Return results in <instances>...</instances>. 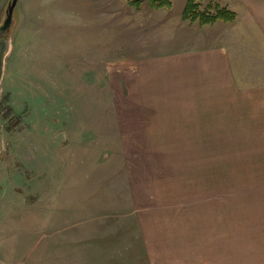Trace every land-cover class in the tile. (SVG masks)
I'll return each instance as SVG.
<instances>
[{
  "label": "rangeland",
  "instance_id": "rangeland-1",
  "mask_svg": "<svg viewBox=\"0 0 264 264\" xmlns=\"http://www.w3.org/2000/svg\"><path fill=\"white\" fill-rule=\"evenodd\" d=\"M185 1L18 0L0 81V264H264L257 186L226 185L232 154L182 144L159 61L197 35ZM199 164L202 181L188 177Z\"/></svg>",
  "mask_w": 264,
  "mask_h": 264
},
{
  "label": "crops",
  "instance_id": "crops-1",
  "mask_svg": "<svg viewBox=\"0 0 264 264\" xmlns=\"http://www.w3.org/2000/svg\"><path fill=\"white\" fill-rule=\"evenodd\" d=\"M212 1L236 18L199 24L180 55L167 54L159 66L168 74V94L180 91L183 146L232 154L220 168L228 169L226 185L257 186L253 195L264 200V0ZM199 167L188 177L202 181ZM219 179L216 171L205 186L215 188Z\"/></svg>",
  "mask_w": 264,
  "mask_h": 264
},
{
  "label": "trees",
  "instance_id": "trees-1",
  "mask_svg": "<svg viewBox=\"0 0 264 264\" xmlns=\"http://www.w3.org/2000/svg\"><path fill=\"white\" fill-rule=\"evenodd\" d=\"M136 8H139L143 3H146L150 8H170L171 0H127ZM202 0H186L181 11L183 20L198 21L199 24L213 23L216 20L232 21L236 17V13L226 6H221L218 2L208 1L201 8Z\"/></svg>",
  "mask_w": 264,
  "mask_h": 264
},
{
  "label": "water",
  "instance_id": "water-1",
  "mask_svg": "<svg viewBox=\"0 0 264 264\" xmlns=\"http://www.w3.org/2000/svg\"><path fill=\"white\" fill-rule=\"evenodd\" d=\"M18 0H9L5 12L4 19L0 24V81L2 79L3 71H4V61L5 56L10 48V38L9 36H5L4 33L9 29L12 23V18L14 14V10L16 7Z\"/></svg>",
  "mask_w": 264,
  "mask_h": 264
}]
</instances>
